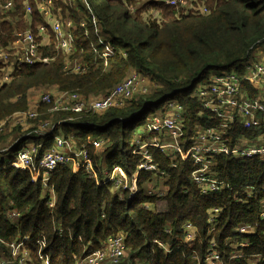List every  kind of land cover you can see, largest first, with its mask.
Masks as SVG:
<instances>
[{
	"label": "trees",
	"instance_id": "obj_1",
	"mask_svg": "<svg viewBox=\"0 0 264 264\" xmlns=\"http://www.w3.org/2000/svg\"><path fill=\"white\" fill-rule=\"evenodd\" d=\"M10 1L11 16L20 14L24 3H28L33 9L32 29L44 23L37 8L41 0H0V5ZM193 3L204 6L207 14L190 11L177 17L175 9L161 0L148 1L141 7L135 0H54L57 17L72 22L73 54L67 57L55 51L50 34V46L44 54H53L54 61L23 66L10 83L0 85V122L17 112L35 111L37 117L26 120L27 130L33 131L46 121L77 117L73 113H50V106L40 101L31 105V92L42 88L97 99L136 73L152 92L140 94L123 108L81 114L79 120L63 124L47 135L31 133L9 153H0V259H9L11 243L23 241L30 257L27 264H74L102 248L108 238L119 236L128 253L121 264H206L212 239L220 252L216 264H264V220L259 215L264 192L246 198L240 191L247 186L264 188V159L216 156L217 177L237 188L210 196L201 195L193 183L190 159L178 158L172 167L169 157L150 149L154 163L166 177V193L161 197L157 192L148 195L159 177L137 173L140 158L133 155L132 145L138 139L155 137L148 132L150 117L173 101L183 111L185 139L196 128L215 127L218 120L202 109L194 96L196 88L212 74L232 72L242 77L245 62L249 58L256 61L251 57L253 51L261 47L264 52V0ZM149 9L157 10L159 18L148 14ZM22 24L16 28L1 22L0 45L11 42L13 32L23 29ZM107 43L113 50L103 59ZM68 60L77 61L85 71L67 72L64 67ZM241 89L251 100L262 94L253 82H242ZM20 131V126H14L1 134L0 151L16 140L14 134L7 137V133ZM258 132L235 124L227 138L234 144L241 138L254 139ZM58 135L78 149L86 145L101 169L119 166L129 179L136 177L135 196L128 201L124 192L120 200L109 184L97 185L82 171L74 173L68 166H58L49 175L45 190L40 181L32 182L28 172L6 167L4 161L14 160L25 144L40 145L33 160L36 165ZM96 139L104 142L99 150L91 144ZM215 209L220 213L210 232L208 216ZM12 211L18 217L11 219ZM187 224L195 233L192 242L185 239ZM243 226L252 228L253 234L235 232ZM244 239L247 246L239 248L237 245ZM233 252L241 253V257L232 259Z\"/></svg>",
	"mask_w": 264,
	"mask_h": 264
},
{
	"label": "built area",
	"instance_id": "obj_2",
	"mask_svg": "<svg viewBox=\"0 0 264 264\" xmlns=\"http://www.w3.org/2000/svg\"><path fill=\"white\" fill-rule=\"evenodd\" d=\"M166 6L176 10L179 17L181 7L186 13L192 11L200 14H207L204 6H194L192 0H161ZM44 23L38 24L32 29V7L24 3L22 17L27 21L23 29L13 32V40L5 45H0V85L8 84L13 80L14 74L23 66H33L36 63L47 65L54 61L53 54H44V50L50 46V34L55 43V51H59L69 57L74 51L73 25L70 19H59L55 14L54 0H41L37 6ZM133 10V9H132ZM13 3L10 1L5 5H0V23L8 22L17 28L19 16H11ZM66 21L65 26L61 21ZM93 23L96 20L93 18ZM81 26H85L82 24ZM72 28V29H71ZM105 40V39H104ZM107 50L103 54V59L111 54L113 48L107 43ZM106 65V62H104ZM245 74L239 77L236 73L212 74L207 82L199 85L194 96L199 99L202 109L218 120V125L210 128H196L191 137H183V111L181 106L173 101L167 102L162 110L149 118L148 132L155 137L145 140H136L132 145L133 155L140 158L137 173H149L153 178L159 177V182L148 190V195L157 192L159 197L164 196L166 188L165 173L158 169L154 163L150 149H157L160 153L169 157L172 167L176 166L178 158L182 160L190 159L193 164L191 179L196 185L200 194L210 196L220 194L237 188L236 185L229 184L217 177L215 170V157L225 156L230 159H252L259 157L264 159V65L258 61L248 59L245 64ZM64 69L73 74L82 73L85 67L77 61H66ZM242 82H253L258 84L261 95L259 98L251 100L247 93L241 89ZM144 78L134 73L117 84L104 97L97 99H84L78 92L72 91H50L41 96L40 102L50 106L48 112L73 113L77 117L68 116L57 120L55 123L46 121L38 125L31 131L27 130V119L37 117L35 111L17 112L0 122V135L7 132L14 126L21 127L22 136L4 150H9L19 141L28 137L31 133L47 135L55 128L80 119L81 114L86 112L102 113L114 108L126 107L131 99L136 95L147 94ZM238 124L244 129H258V135L254 139L241 138L231 144L227 138V133ZM71 142V141H70ZM102 139L91 142L94 149L99 150L103 145ZM40 146V145H39ZM39 146L25 144L17 151L14 160L6 159V167L14 168L23 172H28L33 183L40 181L42 188H47L49 175L58 166H68L74 173L82 171L85 176L93 180L97 185H108L115 191L119 199L122 200L124 192L128 195V201L137 193L136 177L129 179L124 170L119 166L110 169H101L96 166L88 148L83 145L76 152L68 153L64 150L65 139L62 135L56 136L53 146L44 152L36 165L33 164L34 157ZM188 146L185 150L184 147ZM2 151H0L1 153ZM146 185V183H145ZM242 195L246 198L264 192V188L242 187ZM243 199V198H242ZM146 208H149L146 206ZM259 215L264 220V200L259 205ZM220 213L219 209L210 212L208 216V226L210 232L214 230L216 217ZM11 219L18 217L16 211L9 214ZM187 232L186 242H192L195 233L191 225L184 226ZM239 235L250 236L253 234L252 228L245 226L235 230ZM247 239V238H246ZM240 241L239 248L247 246V240ZM9 259H0V264H7L9 261L18 264H27L29 260L28 251L23 245V241H16L9 245ZM126 248L122 237H110L106 240L102 248H99L87 256L75 261L74 264H121L126 257ZM241 257V253L233 252L232 259ZM220 259V252L217 249L214 239L209 243L205 262L206 264H216ZM44 264H48L46 261ZM251 264H257L256 261Z\"/></svg>",
	"mask_w": 264,
	"mask_h": 264
},
{
	"label": "rangeland",
	"instance_id": "obj_3",
	"mask_svg": "<svg viewBox=\"0 0 264 264\" xmlns=\"http://www.w3.org/2000/svg\"><path fill=\"white\" fill-rule=\"evenodd\" d=\"M136 2H137V7H141L143 4H145V3H147L148 1H155V0H135ZM159 1V0H158ZM192 1H195V0H192ZM177 10L178 11H180V14H181V12H186V10L185 9H183V8H181V7H179V8H177ZM176 11V10H175ZM22 13H20V14H18V16H19V18H22V19H20L19 20V22H18V28H19V25H20V23L21 22H23V24H22V28H25V26H26V20L22 17V15H21ZM148 14H150V15H152V16H154V15H156L158 18H159V12L157 11V10H154V9H149V13ZM61 23L65 26V24H66V21H61ZM21 30V29H20ZM256 51L258 52H261L262 51V48L261 47H258L257 49H256ZM146 88H147V90H148V92H147V94H149V93H151L152 92V88H151V86L149 85H147L146 86ZM50 91H57V90H54V89H49V90H46V91H44V88H42V90H33L32 92H31V94H30V102H32L31 103V105H35V104H37L39 101H40V98H41V96L43 95V94H45V93H48V92H50ZM140 95H136L133 99H136L137 97H139ZM93 99H96V97H91L90 98V100H93ZM11 134H14V137H15V139L17 140V138H19L20 136H22V133H21V131L20 132H18V133H14V132H11V133H7V137H9ZM6 147V146H5ZM5 147H3V148H1L3 151L1 152V154H5L6 152H4V150L6 149ZM0 154V155H1ZM5 156V155H4ZM5 162H6V160H5ZM126 254V256L128 257V253H125ZM135 262H137V260H135Z\"/></svg>",
	"mask_w": 264,
	"mask_h": 264
},
{
	"label": "crops",
	"instance_id": "obj_4",
	"mask_svg": "<svg viewBox=\"0 0 264 264\" xmlns=\"http://www.w3.org/2000/svg\"><path fill=\"white\" fill-rule=\"evenodd\" d=\"M251 57L253 58V59H255L256 61H259L260 63H262L263 65H264V52L263 51H261V52H257L256 50H254L253 51V54H251ZM264 97V96H263ZM16 141V140H15ZM14 141V142H15ZM14 142H12V143H10L7 147H6V150L9 148V146L11 145V144H13ZM65 144H66V146L64 147V150L66 151V152H68V153H75L76 152V150H77V148L74 146V144L73 143H71V142H68V141H66L65 140Z\"/></svg>",
	"mask_w": 264,
	"mask_h": 264
}]
</instances>
